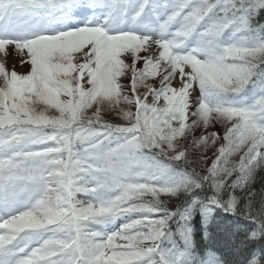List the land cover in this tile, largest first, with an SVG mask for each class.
Here are the masks:
<instances>
[{
	"label": "rangeland",
	"instance_id": "374dc122",
	"mask_svg": "<svg viewBox=\"0 0 264 264\" xmlns=\"http://www.w3.org/2000/svg\"><path fill=\"white\" fill-rule=\"evenodd\" d=\"M129 1L127 4L126 0H118L117 5L113 0H97L98 5L93 4L96 6L95 8L85 7L89 11L87 15H94L96 8L100 7L99 10L95 11L99 12L98 17L93 16L94 20L89 25L88 21L84 20L81 25H77L78 29H75L74 32H67L61 27L63 25L59 24L56 26L59 29L55 30L59 33L55 34V37L41 38L37 42L34 41L38 38L29 35L27 31L22 32V35L15 33V29H21L11 25L9 32L14 33L17 37L16 41L5 40L0 42V88L2 86L5 88L11 73L20 76L34 71L39 75L44 70L49 69H54V72L58 73L56 80L67 85L68 81L71 82L72 79H75L72 68L80 69L78 67L84 64L85 75L88 76L86 82L90 90L87 92L86 98L80 100L81 109H84L83 112L89 115H92V111L95 113L105 111L110 114L115 112L122 119L123 115L128 117L129 114H132L131 110L133 109L131 100L125 98L127 94L123 88L132 79L130 78L132 74L140 69L141 72L138 75L141 78H138L137 81L144 79L156 86L165 85L170 81L168 89L153 91L146 102L140 103L141 105L138 107L139 120L143 124V138L149 151L160 155L163 160L178 163L180 159L177 146L182 141L185 143L189 141L191 138L187 136L189 132L194 137L198 135L200 138L198 141L205 137L212 140H208L210 143L205 140L206 143L204 141L203 146H197L199 149L195 151H199L200 156L202 154L207 155L212 146H218L225 141L226 144L229 143V149L233 150V157L236 156L234 158L239 159L240 162L245 160L248 163L253 162L257 150L264 153V147L261 146V142L264 144V134L259 132L262 129V133H264V126L259 128L256 126V121H253L255 119H251L256 112H259L257 108L261 109L260 107L248 110L246 116L243 115L242 121H240L238 115L232 112L234 108L230 109L228 114L224 111H215L217 113H214L210 111L213 109L209 108V104L200 97L189 64L201 60L206 62L205 65H209L220 60L218 54L223 53V49L214 41L216 40L215 32L204 30L198 38L183 49H179L184 38L181 36L187 32L190 34L189 29L198 30V26L193 25L201 18V11L195 7L198 5L196 2L198 0H188V3L181 0L169 3H164V0H158V2L152 0L144 11L145 26L143 30L136 28L138 17L134 14L135 12L140 13V7L141 10L146 8V4L143 0ZM6 2L5 5H2L3 2L0 1L2 7L5 8L3 10H7L2 13L8 15L6 19L21 18L20 16L24 12L20 16L19 13L15 12L14 7H16L17 2L11 0ZM150 6L155 9H150ZM182 7L191 10L192 15L183 17L181 13L175 14ZM117 8L120 19L119 27H114L110 24L111 15ZM205 23L206 21H203V24ZM225 41H228L227 38ZM244 44L247 48L246 51L254 47L253 43L246 46V43H243L241 39H237L235 50L238 53L241 52L239 49ZM262 56L257 55V58L260 60ZM254 59L248 53L243 57L244 61L249 64L253 62L256 65ZM172 62H176L177 66ZM56 64L60 66V69L55 67ZM142 64L143 67H141ZM250 68L251 65L239 70L235 69L232 72H237L236 76H240L241 74H248L246 70L251 71ZM226 71L227 69H224V73L221 75V79L224 81L229 74ZM202 73L209 77L208 80L213 81L211 82L213 88L222 87L219 78L216 77L215 67H209ZM36 83L35 89H31L30 94L26 95L24 100L18 101L21 106L28 104L29 108H27L30 112L27 114V109L22 110L25 119L30 121L31 118H26V115L28 117L34 111H36L35 113L43 112L42 115H47L54 120L62 118V112H57L60 111V108L62 111L61 104H58V100L52 99L56 94L59 96L58 94L61 93L58 84L56 82L48 84L47 80L36 81ZM75 89V85L74 87L71 86L70 93L72 91L73 96L75 93L74 98L78 99ZM232 89L233 87L226 86L222 91L229 93ZM60 95L62 96V93ZM220 102L222 103V101ZM74 107L75 105L72 106V108ZM51 109L57 111L52 112ZM237 122L239 123L238 126ZM239 129L242 131L238 132ZM231 143L232 146H230ZM189 146L185 144L184 148L194 150ZM251 149H253L252 152H250ZM232 162H227V165L224 166V172L230 170ZM47 166L50 168L51 164L47 163ZM165 175V168L160 165H153L150 174H146L142 168L135 177H143L153 183L158 182L164 185L163 187H166L167 184L184 186L185 180L183 178L172 174L167 178L169 179L167 181L171 182L168 183L163 181L166 179ZM58 191L59 189L56 188L49 189V193L55 194ZM146 192L153 193L155 191L146 190ZM50 200L51 197H48L44 204L45 208ZM3 210H11L12 213L8 217L5 216L7 221H0V264H45L38 262L39 258H43L40 253H31L32 251H28L29 249H21L23 237L16 236L18 233L16 229L22 227L37 229L36 226L44 223L42 220L48 219L50 215L46 213L43 219H40L38 214L20 215L22 212L25 213L22 205L16 204L10 199L0 201V219H2L1 212ZM17 212L19 216L14 218ZM47 222L45 221V223ZM124 230L126 229L121 228V226L118 228V224L105 229L103 235L113 236V242L109 247L102 248V254L108 255L121 247L129 253L130 247L126 240L127 237H125L127 233H124ZM51 240L56 241L54 238ZM30 242L32 243V241ZM64 246L67 247L65 242L63 248ZM144 248L146 247L143 245L138 247V249ZM11 254L17 259V262L12 263ZM26 254L29 255L28 259L24 256Z\"/></svg>",
	"mask_w": 264,
	"mask_h": 264
},
{
	"label": "trees",
	"instance_id": "16d2710c",
	"mask_svg": "<svg viewBox=\"0 0 264 264\" xmlns=\"http://www.w3.org/2000/svg\"><path fill=\"white\" fill-rule=\"evenodd\" d=\"M25 1L29 0H20L19 3H25ZM220 1L210 0L211 3L214 2L215 8L219 7ZM255 1L257 6L263 4L264 7V0ZM228 8L233 23L244 22L246 28H258L262 31L261 35L264 36V8L258 9L255 4L250 3V0H230ZM254 8L259 10L258 13ZM242 57L243 55L240 56V58ZM243 65L241 64V67ZM253 66H255L254 63ZM55 67L60 69L58 64ZM83 67L84 64H81L78 67L80 69L72 68L75 79H72L71 82L68 81L67 85L56 80L58 73L54 72V69L44 70L39 75L34 71L28 73L34 82L31 81L33 87L37 86L36 81L41 82V80H47L48 84L55 82L58 84L62 96L59 93L61 98L56 94L52 99L58 100L62 111L61 108L60 111L51 110L52 112H62L60 119L54 120L47 115H42L41 111H39L41 113L34 111L30 113V116L26 115V118H31L28 121L22 113V110L26 109L27 114L30 112L28 104L17 105L13 100L10 104H4L6 97L0 91V147L7 143L19 144L18 141L13 140L14 136L10 129L19 125L22 133H28L22 138L25 142L34 141V136L55 135L61 142L58 145L63 148L61 156L65 157L70 156L71 153L80 156L86 146L92 147L95 142H99L100 147L102 144L101 154L93 164L108 167L113 169L112 171H115V167L131 174L132 172L128 169L129 165L135 171L132 162L134 158L139 157L142 150H145L139 136L141 129L136 118L135 101L145 100L151 90L158 87L144 79L137 81L141 76L136 73L130 77L132 79L123 88L127 94L125 98L131 100L133 104L132 114H129L130 118L123 115L122 120L117 113L110 114L105 111L101 113L92 111V115L85 114L84 109H81L80 100L86 98L90 87L87 86L88 76L85 75ZM256 67H253L252 71L258 74L260 68L258 66V70H256ZM253 72L246 76L243 74L236 76L235 74L227 78L230 80L221 79L219 83L223 88L218 86L216 89L211 86V80L203 77L201 83L212 89L201 86V90L205 94L214 91L223 93L222 90L226 86L234 89L240 87L244 81L251 80ZM7 82L9 83V79ZM8 83L5 88L4 86L2 89L0 88L7 94L11 88ZM73 83L78 99L74 98L75 93L74 96L72 91L70 93L71 86L74 87ZM245 87H249V85ZM227 89L229 90V88ZM65 91L67 92L65 93ZM11 97L8 96V98ZM73 105H75L74 108H72ZM66 108L67 111H65ZM21 125L27 127L22 128ZM187 136L191 137L189 141L186 143L182 141L177 146L181 162L172 169L184 177L186 185L172 191L158 189L153 192L155 194L146 191H142V194L138 192L141 199H144L142 202L144 206L138 208L151 213L161 212L160 215L165 217V220L156 222L147 220L149 231L143 232L142 236L150 237L156 229H159L156 237L173 240L174 244H179L187 251V255L172 261L171 264H206L207 255L215 252L220 254L215 264H264V153L259 151L258 156L256 158L254 156V161L251 163H248L247 160L240 162L239 159L234 158L236 156L233 157L234 152L229 149V143L226 144L225 141L218 146H210L211 151L208 150L207 155L200 156L199 151H195L199 149L197 146H203L206 141L212 140L205 137L198 141L200 139L198 135L194 137L189 132ZM114 139L118 142L115 156L111 154L115 148L110 150L114 145ZM185 144L190 145L189 147L194 150L184 148ZM252 151L253 149L250 150V152ZM121 158L125 162H122ZM231 161L233 162L230 170L224 172V166ZM136 201H138L136 196L131 197L130 201L121 207H136ZM135 243L138 244V241ZM162 244L157 253L150 254L145 261L139 264H155L154 262L160 255L168 253L171 249L170 243Z\"/></svg>",
	"mask_w": 264,
	"mask_h": 264
}]
</instances>
